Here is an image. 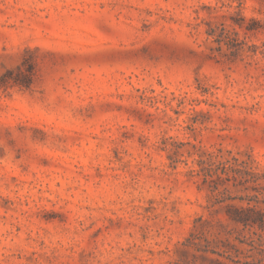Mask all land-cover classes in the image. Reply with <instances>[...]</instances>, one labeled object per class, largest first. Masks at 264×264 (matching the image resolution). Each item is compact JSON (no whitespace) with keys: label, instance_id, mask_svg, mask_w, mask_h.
I'll use <instances>...</instances> for the list:
<instances>
[{"label":"rangeland","instance_id":"1","mask_svg":"<svg viewBox=\"0 0 264 264\" xmlns=\"http://www.w3.org/2000/svg\"><path fill=\"white\" fill-rule=\"evenodd\" d=\"M229 3L0 0V76L35 70L0 87V264H264L192 171L264 170V29L233 23L264 5Z\"/></svg>","mask_w":264,"mask_h":264},{"label":"trees","instance_id":"2","mask_svg":"<svg viewBox=\"0 0 264 264\" xmlns=\"http://www.w3.org/2000/svg\"><path fill=\"white\" fill-rule=\"evenodd\" d=\"M228 1V6L231 7H238L242 2ZM234 1L237 2L235 5L232 4ZM256 1L264 5V0ZM244 20L245 18L240 16L237 20L233 18V23L247 32L264 29V23L255 17H250L246 23ZM232 28L234 29V26ZM14 71L15 76H0V87L10 83L29 87L35 71L33 61H24L17 65L16 70H8V73ZM210 158L207 161L199 160V167L192 170L209 192L207 207L219 206L225 209L228 223H221V226L227 240L234 233L247 232L251 237L249 242H256L254 235L261 237L264 232V170L247 166L245 161L235 156L219 160L217 163ZM258 243L263 244L261 240Z\"/></svg>","mask_w":264,"mask_h":264}]
</instances>
